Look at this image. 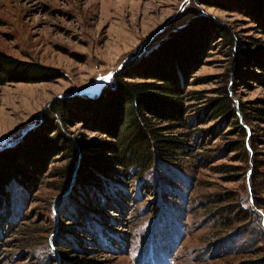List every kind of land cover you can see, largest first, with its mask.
Here are the masks:
<instances>
[{"label": "rangeland", "instance_id": "1", "mask_svg": "<svg viewBox=\"0 0 264 264\" xmlns=\"http://www.w3.org/2000/svg\"><path fill=\"white\" fill-rule=\"evenodd\" d=\"M245 3L0 0V51L58 75L0 85V152H43L51 135L42 127L51 118L57 124L49 115L55 100L98 95L198 17L229 27L248 52L264 51V35L240 13ZM203 62L184 91L186 126L172 132L185 142L184 159L155 162L136 178L103 183L93 174L64 188L59 174L69 162L55 157L34 186L10 179L0 196V264H264V124L244 123L239 110L236 120L204 113L224 87L234 105L260 109L264 83L254 76L264 72L233 68L229 49L218 45ZM239 71L251 80L238 81ZM85 124L59 128L82 143L104 139Z\"/></svg>", "mask_w": 264, "mask_h": 264}, {"label": "trees", "instance_id": "2", "mask_svg": "<svg viewBox=\"0 0 264 264\" xmlns=\"http://www.w3.org/2000/svg\"><path fill=\"white\" fill-rule=\"evenodd\" d=\"M240 13L249 15L264 35V0H246ZM235 36L229 27L216 20L198 17L172 34V39L151 58L138 61L137 68L120 70L113 75L112 86H106L98 95L84 96L83 99L82 96L76 97L71 101L55 100L49 106V115L56 118L57 124L51 118L42 127L43 134L51 135L49 139H42L43 152L28 156H20V151L15 149L0 152V196H6L10 179L24 187L34 186L35 176L43 174L49 160L55 157L69 162L59 174L64 178V188L69 180H91L93 174L103 183L108 178L121 181L120 175L124 174L125 178H136L146 174L155 162L176 163L184 159L185 142L172 132L186 126L189 109L185 106L184 91L215 45L229 49L233 68L255 67L264 72V51L248 52L247 46L250 45L241 44ZM57 76L50 68L18 61L0 51V85L40 83L57 79ZM235 77L238 81L252 78L249 73L241 71ZM254 77L256 83H264V74ZM136 79L142 82H135ZM218 93L220 95L210 100L205 108L204 113L209 112L210 119L228 117L236 120L239 110L244 123L253 118L264 124V102H261L260 109L246 106L244 110L245 107L236 106L229 99L230 92L225 87ZM84 110L89 112V117L84 118ZM75 122L82 125L88 122V127L95 128L104 139L82 143L72 140L59 128L67 129ZM239 129L245 138V131ZM240 149L244 152L243 143ZM230 150L237 151L238 148L231 146ZM81 152L95 154L82 159ZM23 157L27 158L25 162ZM10 158L14 161V168L6 167ZM86 161L89 165L83 168ZM21 162L28 170L21 167Z\"/></svg>", "mask_w": 264, "mask_h": 264}, {"label": "water", "instance_id": "3", "mask_svg": "<svg viewBox=\"0 0 264 264\" xmlns=\"http://www.w3.org/2000/svg\"><path fill=\"white\" fill-rule=\"evenodd\" d=\"M89 97H90V95H89Z\"/></svg>", "mask_w": 264, "mask_h": 264}]
</instances>
